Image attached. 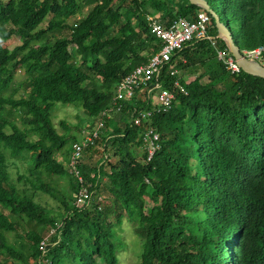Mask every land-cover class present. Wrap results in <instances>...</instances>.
Here are the masks:
<instances>
[{
    "label": "trees",
    "instance_id": "trees-1",
    "mask_svg": "<svg viewBox=\"0 0 264 264\" xmlns=\"http://www.w3.org/2000/svg\"><path fill=\"white\" fill-rule=\"evenodd\" d=\"M206 2L243 55L264 47V0ZM202 12L212 39L185 43L162 69L171 108L136 122L151 107L140 90L105 118L80 164L93 199L74 205L79 186L68 153L78 137L54 127L52 104L81 103L98 118L117 81L159 49L148 17L195 20ZM64 30L68 35L56 33ZM218 34L212 12L189 0H0V264H118L114 226L125 217L141 239L138 264H264V78L228 69L218 51L233 55ZM15 35L21 43L11 49L4 42ZM258 60L264 65V49ZM18 67L25 89L5 95ZM149 127L160 149L147 161L140 133ZM23 154L30 167L19 181L58 199L63 210L12 181L9 161ZM43 175L68 178L71 195ZM59 222L43 253L40 242Z\"/></svg>",
    "mask_w": 264,
    "mask_h": 264
},
{
    "label": "built area",
    "instance_id": "built-area-1",
    "mask_svg": "<svg viewBox=\"0 0 264 264\" xmlns=\"http://www.w3.org/2000/svg\"><path fill=\"white\" fill-rule=\"evenodd\" d=\"M152 30L159 39V49L152 54L146 63L135 66L125 77L118 80L111 97L108 108L104 109L101 115L96 118L98 121L92 130H83L81 138L72 145V152L69 157V166L78 183L79 190L74 193V205L86 203L93 199V193L85 186V179L80 170V163L83 158L84 149L93 143L95 137L101 130L105 118L120 114L125 107V102L136 97L140 90H147L150 108L142 109L136 117V122L148 119L154 114L168 111L173 103V92L164 86L161 77L163 67L169 63L176 50L185 43L194 39L209 38L208 35V15L204 12L199 14L195 20H190L185 16H178L170 22H163L159 18L149 16ZM264 47L246 52V56L258 60ZM218 57L225 62L232 72H240L242 69L236 63L234 57L226 55L222 50L218 51ZM142 140V150L146 154L147 161H150L155 153L160 149V135L152 127L144 129L140 133ZM62 224L50 228L45 238L40 242V249L44 253L50 237L60 231Z\"/></svg>",
    "mask_w": 264,
    "mask_h": 264
},
{
    "label": "rangeland",
    "instance_id": "rangeland-1",
    "mask_svg": "<svg viewBox=\"0 0 264 264\" xmlns=\"http://www.w3.org/2000/svg\"><path fill=\"white\" fill-rule=\"evenodd\" d=\"M87 12V9L83 10V13L85 14ZM82 15H77L72 20H70L69 24H73L78 19H80ZM49 17H45V20L41 23L39 27H43L46 25ZM222 21H224L222 19ZM57 34L62 33V35H68L69 30L64 31H56ZM9 48H14L15 46L19 45L21 43L20 37L15 35L12 36L10 39L6 40L4 42ZM74 62H78L77 57L73 60ZM14 80L10 84V87L4 92L5 95H8L9 93H13L14 97H18L21 92L25 89L26 85V74L22 67H18L13 72ZM13 90H16L13 92ZM11 120H15V122L21 127V120L19 115L13 114L12 116H9ZM50 120L54 127L62 133H66L67 129L75 134L78 139L81 138V134L83 133V130H92V128L95 126V124L98 122L95 118L89 117L81 103H73V104H65L61 102H54L50 109ZM64 124L66 128L64 127ZM70 143L71 140L69 141ZM73 145V144H72ZM70 147L69 143L66 145L65 148ZM71 151V148H68ZM142 150V149H141ZM66 150H63L62 152H57L55 157L57 159L63 160L62 153H65ZM68 157H70L71 152L68 153ZM111 155V151H109V156ZM141 151L136 154V157L140 158ZM111 157V156H110ZM96 158V155H95ZM83 161V158L81 162ZM93 160L85 159L84 163H91ZM81 164V163H80ZM30 167L29 164V154H23L22 156L11 159L9 161L8 170L11 175L12 181H14L20 188L24 186L25 179H21L19 181L20 175H25L27 168ZM43 180L49 184H51L55 189L62 193L63 195H71V189L69 187L68 178L59 177V176H42ZM103 186L108 187L107 180L104 179ZM26 186H28L27 191L33 196V198L39 202L40 204L44 205L45 207L58 212L63 210V207L58 199H55L51 196H49L46 193L33 190L31 186L26 183ZM60 194V195H62ZM100 194L102 196H108L109 192L107 190L101 189ZM73 192H72V198H73ZM115 242L118 246L117 250V259L118 264H138L140 259V254L142 251L141 247V239L135 232V224L134 222H131L127 217L123 218L122 223L115 225ZM18 232L21 235V238H23L24 242H27L25 238V232L22 227L19 228ZM9 238L12 242L15 244H18L15 242L17 239L16 234L10 233Z\"/></svg>",
    "mask_w": 264,
    "mask_h": 264
},
{
    "label": "water",
    "instance_id": "water-1",
    "mask_svg": "<svg viewBox=\"0 0 264 264\" xmlns=\"http://www.w3.org/2000/svg\"><path fill=\"white\" fill-rule=\"evenodd\" d=\"M189 1L192 4L202 6L205 9H207L208 11L212 12L213 16L216 18L218 31H219L218 36L223 38L226 41L227 46H228L230 52L232 53V55H233L236 63L238 64V66L244 72H246L248 74H252V75L260 76V77L264 78V65L262 63H260L259 60L249 58L246 55H243L239 51V49H238L239 47L233 41L230 31L226 28V26L223 23H221L219 21L218 15L216 14V12H213L210 9V7H209L208 3L206 2V0H189Z\"/></svg>",
    "mask_w": 264,
    "mask_h": 264
}]
</instances>
